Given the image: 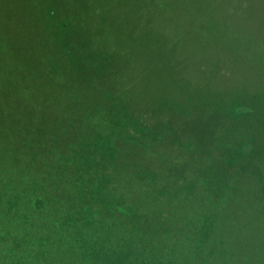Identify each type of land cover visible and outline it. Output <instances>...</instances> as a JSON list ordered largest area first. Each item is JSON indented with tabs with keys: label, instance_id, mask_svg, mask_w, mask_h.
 <instances>
[{
	"label": "rangeland",
	"instance_id": "374dc122",
	"mask_svg": "<svg viewBox=\"0 0 264 264\" xmlns=\"http://www.w3.org/2000/svg\"><path fill=\"white\" fill-rule=\"evenodd\" d=\"M142 1L55 0L62 12L73 16L71 19L77 26L73 34L75 42L71 47L77 58L74 63L66 56H55L53 46L56 45L52 42L51 54L54 55L51 56V67L58 60L56 65L61 63L64 68L61 72L53 66L46 76L43 70L39 72L34 68L33 60L38 53L45 55L40 45H47L43 42L46 35L40 34L43 28L49 29L47 21H39L37 16L31 19L32 22L27 21V14H22V7L26 9L23 0H0V132L3 131V134L0 133V152L9 136L16 145L18 134L21 138L30 135L35 140L32 147L19 148L18 157L25 158L29 155L27 152L34 151L38 153L35 154L38 160L44 153L50 155L48 148L55 149L54 156L51 159L47 157L33 174L34 178L40 176V189L35 191L36 194L46 196L49 204L55 202L63 207L68 202L67 192L81 182L82 185H89L94 194L100 193L101 190L97 189L99 185L110 190L121 189L119 191L130 203L140 204L139 200H147L148 197L153 210L149 212L158 214L159 211L164 215L172 212L181 223L189 211L197 212L207 205L192 190L204 191L208 200L218 201L221 187L215 176L228 172L224 174V177L228 175L227 178H230L226 187V191L229 189L228 202L233 205L240 202L241 205L245 201L243 207H249L250 211L259 209L264 213V71H261L264 67V0H190L199 12L211 13L205 23L211 22V33L201 32L209 28L202 26L205 24L195 27L192 33L164 31L169 33L166 43H162L160 35L164 36V26L171 30L191 27L185 13L175 7L172 11H160L157 6L143 5L146 8L137 10V15H133V8L138 9ZM101 10L103 13L100 14ZM163 11V15L156 16L155 12ZM148 16L159 19L160 24L154 21L148 23ZM6 28L8 31L5 33ZM18 29L23 30L21 35L25 43L23 39L19 40ZM230 32H235L233 35L236 37H247L233 41L227 38ZM186 35L192 36V39H187ZM123 36L125 40L130 39L129 43L136 37L139 48L131 55L140 61L145 54L143 52H146L140 50L143 43L150 38L161 42L153 51L156 52L153 58L147 56L152 52L144 55L148 58V72L145 73L149 79H146V89L141 91H127V78H123L127 77L125 71L128 69L133 76L136 74L133 72L134 58L129 60V67L115 68L114 64H108L97 69V61L101 57L115 62V59H109L111 53L118 50L131 53L128 50L131 44L117 39ZM11 37L15 40L12 44ZM183 37L186 42L179 43ZM196 40H199V45L194 44ZM117 44L124 45L117 49ZM58 49H62L61 46ZM82 51H85L86 58H82ZM95 51L102 56L97 57L99 54ZM234 52L240 55L238 59L242 56L249 58L246 61L254 66L253 70L241 75L242 70L234 65L238 63L232 58ZM91 55L98 59L92 58V65L83 76L92 78V82L87 78H78L79 74L75 73L78 68L76 63L89 61ZM23 63L30 67L23 69ZM144 70L139 67L138 76L143 75ZM30 72L35 73L32 77L40 79L35 84L42 91H32L35 101H24L29 108L19 109L21 99L17 90L23 83L16 79L15 73L25 78ZM32 79L30 81L34 82ZM12 81L17 84L12 86L11 91H4L5 85L12 84ZM106 81L110 84L99 91L100 84ZM30 85L28 83L27 87ZM15 86H18L16 91ZM6 92L7 98L4 96ZM12 96L18 98V109L8 110L18 111V116L13 115L12 124L1 123L6 115L3 100L10 103ZM117 108L124 112L127 109L131 115L116 119L119 125L115 126L114 123L109 124L107 118ZM148 127L151 129L147 130ZM93 134L99 135L100 142L107 140V135L109 144L117 148L119 158L113 160L108 158L109 152H98L102 160L94 164L91 176L84 173L86 179L78 180L76 185L72 172L81 169V166L78 167L77 159L68 154L74 152L72 149L82 140L89 141ZM248 143L252 147L244 154L243 147ZM41 144L43 150L40 151ZM61 158L65 160L58 163ZM85 159L90 160L88 157ZM0 162L6 164L4 168L11 167L10 162L3 158ZM119 165L120 168H117ZM53 166L60 168L58 172L61 176H47ZM118 169L119 172H116ZM4 171L9 174L7 169ZM203 174L208 177L201 191L202 187L194 179L204 178ZM215 179L212 184L211 180ZM29 192L33 194L32 190ZM26 200L27 196L23 201ZM177 209L189 211L183 214L177 211V215L174 212ZM239 221L240 224L250 222L248 218H239ZM42 222L41 228L34 233L39 239L47 237L45 221ZM8 226L15 225L11 223ZM2 239L3 236H0V242ZM45 240L49 242V239ZM59 244L55 241L53 247ZM245 254L240 255L241 264ZM1 255L0 252V258ZM56 256L52 259L55 260ZM251 264H264V259L257 258Z\"/></svg>",
	"mask_w": 264,
	"mask_h": 264
},
{
	"label": "trees",
	"instance_id": "16d2710c",
	"mask_svg": "<svg viewBox=\"0 0 264 264\" xmlns=\"http://www.w3.org/2000/svg\"><path fill=\"white\" fill-rule=\"evenodd\" d=\"M23 1L26 3L24 4L26 5L24 7L26 9L22 7V14H27V21L32 22L31 19L37 16L39 21L45 19L49 27V29L43 28L41 31L40 35H46L43 42L47 45H40L43 46L45 55L41 53L37 54L33 60L34 68L39 72L43 70L46 76L50 74L53 66L61 71L64 67L61 63L56 65L58 60L51 67V56L54 54L59 57L66 56L69 61L75 63L77 56L71 51V47L75 42L73 34L77 26L71 19L73 16L62 12V8L57 6L55 0ZM143 5L150 7L157 6L160 11L161 9L172 11L174 7L175 9H181L190 22L191 27L187 29L176 27L171 30L170 27L164 26L162 31L164 36L160 33L162 43L167 42L171 31L192 33L193 29L196 30L195 27L205 24L211 16V13H202L203 11L199 12L195 9L190 0H143L138 9L133 8V15H137V10L145 9L146 7L144 8ZM101 13H103L102 10ZM146 14H149V12H146ZM155 14L156 16L163 15L164 11L155 12ZM147 20L150 24L153 21L159 23V19L151 18V16H148ZM202 26H209L207 29H202V33H211V22ZM155 29L157 32L160 31L157 27ZM7 31V28L4 29L5 33ZM164 31H168L169 33L165 34ZM22 32L23 30L18 29L19 40L23 39ZM233 33L235 32H230L227 38L230 37L231 40L235 41L246 39L247 37H236ZM185 37L190 40L192 39V36L188 37L186 35ZM185 37L181 38L179 43L186 42ZM172 38L175 39L174 36ZM117 39L125 42L124 44L129 43L130 40H125L124 36ZM133 39L129 43L131 45L128 48V50H131V53L118 50L117 53L110 54L109 59L113 58L115 62H108L107 58L104 57L102 59V55L98 51H95L99 54L96 55L97 53H95V55L101 57V59L99 58L100 61H97V69L103 68L108 64H114L115 68L129 67V60L134 58V61H132L134 65L133 72L136 74L133 76L128 69V71H125L127 77L123 78H127L125 83L127 91H141L144 88L146 89V79H149L147 77L148 74H146L148 72L146 65L148 58L144 55H147V52L148 54L152 52L153 54L147 56L153 58L156 54L153 51H155L161 42L160 40L150 38L147 43H143L140 50H145L146 52H143L145 54L140 61L137 57L131 55L139 48L136 46V37ZM23 41L25 43V39ZM10 42L11 44L15 42L14 37L10 38ZM52 42L56 45L53 46L54 54H51ZM20 43L19 41L18 46ZM124 44H117V49L118 47L119 49L122 48ZM194 44L199 45V40H196ZM59 46L62 49H58ZM7 47L5 51L8 52ZM145 48L149 49L150 52ZM82 53V58H86L84 56L85 51L80 52V54ZM95 55H91V58H88L89 61L76 63L78 68H76L75 73L79 74L78 78H87V80H91L92 82V78L87 77V75H84V77L83 73H86L92 65V58L93 60L98 59L94 57ZM233 56L232 58L238 62H235L234 65L240 69L239 71L242 70L241 75L248 70H253L254 66L247 64L249 60L246 61V59L249 58L242 56L241 59H238L240 55L235 52ZM20 57L22 60L24 59L23 55ZM28 67L30 66L27 63H23V69ZM139 67L146 70L143 71V75L138 76ZM59 71H56L58 72L57 74H62ZM261 71H264V67ZM15 74L17 75L16 79L23 83L17 90L20 93L19 99H21L19 100V109H28L29 106L24 103L30 99L34 100V93L32 91H42V89L36 88L35 84L40 79L32 77L35 74L34 72L32 74L30 72L25 78H22L18 73ZM30 79L35 81L32 82ZM28 83L31 85L27 87ZM14 84L17 83L12 81V84H6L4 91H11ZM106 84H110L109 81L101 83V88L98 90H102ZM117 85L119 86L118 82ZM15 87L14 91H16L18 86ZM7 92L4 95L6 98ZM3 103L6 115H4L5 118L3 117L4 120L1 123L7 122V124H12L11 118L13 115L18 116V111L8 109H18V98L12 96L10 103L6 99L3 100ZM130 115L127 109L124 112L120 108H117L108 116L107 120L109 124L114 123L117 126L119 123L116 119L120 120ZM130 122L133 121L130 120ZM6 129L7 127L4 128V131ZM150 129V127L147 128V130ZM0 133L3 134V131ZM9 137L2 144L0 152V158L9 161L10 163L8 164L11 165V167L4 168L6 164L3 165L0 162V236H3L0 242V252L2 253L0 264H241L240 255L243 253H246L245 256L243 255V264L254 263V260L256 262L257 258L264 259V257H261V254L264 253V246H262V242L264 241V213L259 209L257 211H250L249 207H243L245 201L241 205L240 202L237 205L228 202L229 189L226 191V187L230 182V178H227L228 175L224 177L228 172L215 176L218 178L220 183L218 184L221 187V191L217 195L219 197L218 201H214L216 199L208 200V198L204 197L205 192L202 190L205 187L206 177L208 176L203 174L204 178L198 177V179H194L202 187V192L194 190L192 192H196V196L200 200H205L207 205L202 210H197V212L183 211L181 209L175 210L174 212L177 215V211H182V214L189 211L180 223L177 221L179 217L174 216L172 212L168 215L161 214L159 211H157L158 214L149 212L148 210H153L149 206V202L151 201L148 200V197H146L147 200H139L138 203L141 202L140 204L130 203L127 201L126 196L119 191L121 189L110 190L106 187L102 188L99 185L97 189L101 190L100 193L94 194L89 189V185L81 184V179H86L84 173L91 176L94 164L102 160V158L98 157V152H109L107 153L109 155L108 158H113V160L119 158V153L116 151L117 148L109 144L107 135H105L107 140H104L103 143L100 142L98 134H93L89 137L90 144H88L89 141L84 139L82 140L83 142L77 144L75 149H72L74 152L68 154L72 159H77L78 167L81 166V169L77 168V170L72 172L76 178L75 184L77 185L79 180L80 185L72 187L67 192L68 196L66 200L68 202L62 207V204L60 206L55 202L49 204L50 202H48L46 196L36 194L35 191L38 192L40 189L38 188L40 176L36 175L35 178L33 176L39 164H43L47 160V157L51 159L54 156L55 149L48 148L50 155L44 153V155L39 156L38 160L35 156L38 153L34 151L27 152L29 155L25 158L22 156L18 157L19 148L23 149L29 145V147H32L35 140L30 135H27L26 138H21L18 134V141L15 145L14 140L11 141ZM8 144L12 147L8 146ZM42 145H39L40 151L41 149L43 150ZM251 147V143L245 145L243 147L244 154L248 153ZM85 157H88L90 160H86ZM55 159H57V155H55ZM62 160L64 161L65 159L61 158L58 163ZM117 168H120V165ZM5 169L9 171V174H5L7 172L4 171ZM59 170V167L53 166L47 176L57 178L61 176V172H58ZM119 170H116V172H119ZM216 180H213V182L211 180V183L214 184ZM83 183L85 184L84 180ZM212 186L214 187L215 185ZM29 190H32V195ZM224 191H226L225 195H223ZM24 195L27 196L26 201H23L26 197ZM174 196H178L176 192ZM169 197L170 195L167 196V199ZM143 204L145 206H142ZM239 218H248L250 222L246 224L242 222L240 224ZM42 220L45 221V236L47 237L39 239L37 238V234L34 233L36 229L41 228L40 223H43ZM3 221L6 222L4 223ZM11 223L15 226H8ZM45 239H49V242H46ZM55 241L60 243L57 247H53ZM245 247L247 249H243ZM63 251L65 252L61 254ZM53 256H56L55 260L52 259Z\"/></svg>",
	"mask_w": 264,
	"mask_h": 264
}]
</instances>
